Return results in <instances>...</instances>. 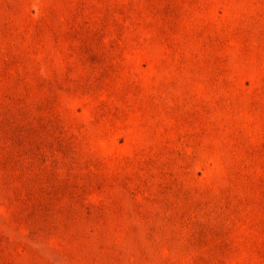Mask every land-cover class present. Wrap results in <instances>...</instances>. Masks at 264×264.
<instances>
[{
	"label": "rangeland",
	"instance_id": "obj_1",
	"mask_svg": "<svg viewBox=\"0 0 264 264\" xmlns=\"http://www.w3.org/2000/svg\"><path fill=\"white\" fill-rule=\"evenodd\" d=\"M0 264H264V0H0Z\"/></svg>",
	"mask_w": 264,
	"mask_h": 264
}]
</instances>
